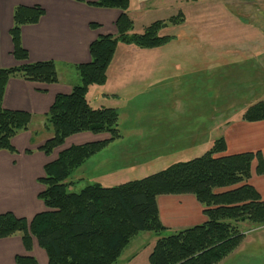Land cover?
Instances as JSON below:
<instances>
[{"label":"trees","instance_id":"16d2710c","mask_svg":"<svg viewBox=\"0 0 264 264\" xmlns=\"http://www.w3.org/2000/svg\"><path fill=\"white\" fill-rule=\"evenodd\" d=\"M83 1V0H79ZM133 0H97L88 3L102 9H119L117 35L100 36L90 46L91 62L77 65L81 85L71 94H60L46 115V128L53 137L39 150L47 156L76 134L107 133L105 141L72 146L62 151L57 160L45 166L39 179L45 189L39 198L47 211L32 221L12 213L0 215V240L22 235L27 251L33 240L45 250L48 264H118L124 250L141 233L157 236L149 264H220L242 244L245 235L240 223L264 227V200L250 184L252 165L257 161L256 174L264 175V157L260 152L226 156L223 138L214 142L201 157L180 162L150 176L115 187L92 184L79 192H70V179L88 159L119 140V112L115 108L94 109L88 98L91 86H103L119 44L140 49L161 48L175 39L160 36L168 24L184 21L180 14L166 21H157L143 33H134V20L128 11ZM45 15L40 6H18L10 30L13 56L23 65L0 69V151L15 154V136L27 131L33 116L23 111L3 108L9 80L20 77L28 82L54 84L59 81L54 61L29 63L23 47L22 28L37 24ZM98 25L92 24L95 28ZM247 122L264 121V99L251 104L243 114ZM31 153V151H27ZM195 196L204 207L207 221L199 226L164 236L166 228L159 215L157 198L162 195ZM17 264H38L31 256L17 257Z\"/></svg>","mask_w":264,"mask_h":264},{"label":"crops","instance_id":"0c3cea01","mask_svg":"<svg viewBox=\"0 0 264 264\" xmlns=\"http://www.w3.org/2000/svg\"><path fill=\"white\" fill-rule=\"evenodd\" d=\"M96 1L0 0V69L24 64L13 56L14 47L10 30L14 24L15 8L40 6L44 9L45 15L39 23L25 25L22 28L23 47L29 53V63L54 61L59 75V81L54 84L28 82L20 77L11 78L7 84L3 108L30 113L33 119L29 129L19 133L12 140L17 153L0 151V215L12 213L17 218L30 222L36 215L47 211L45 204L39 198L40 193L45 189L39 182V179L45 176V166L57 160L62 151L72 146L110 138L107 133L85 132L69 137L64 145L57 148L50 156L39 150L54 134L45 125L46 115L56 97L60 94H71L74 87L82 83L76 66L91 62L90 46L100 36L117 35L116 22L122 11L96 8L88 4ZM148 4L146 0H133L131 3L128 13L134 20V33H137L135 17L140 13L143 14ZM92 24L98 26L93 28ZM179 40V36H176L172 43L180 45ZM189 44L186 48H193L194 45ZM118 46L108 70L107 83L103 86H91L87 98L94 109L118 110L119 130L122 137L77 169L70 179L72 183L70 189L77 191L79 188L81 191L92 184L115 187L156 174L173 164L203 156L220 138L226 143V152L223 155L260 152L264 157V121L243 120V114L250 105L244 104L234 108L239 104L232 106L233 103L229 102L227 106L215 105L200 112L186 111L185 108L178 107V103H182L178 98L183 97V93L188 91L190 94L193 93L186 89L190 84L198 82L201 77L207 79L215 77L217 72L215 67L231 70L232 65L245 64L243 62L248 58L244 53L239 54L240 60L228 58L217 62H202L203 68L192 66L187 70L177 65L179 68L177 77H169L165 73V63L162 65L159 62L161 59L156 58L153 59L154 66L161 68V73L157 77L152 76L150 67L153 63L144 60L147 61L144 66L149 69H139L140 73L135 76L132 70L125 71L129 64L124 61H131V57H122L121 60L118 59V54L124 52L137 56L144 52L143 54L152 56L153 51L157 53L160 48L149 50L126 44ZM199 60L200 58L197 59V66L200 65ZM169 78H172L173 84L168 82ZM135 82L141 83L132 87ZM169 86L172 93L175 92L174 101L167 95L166 89ZM206 86L209 92L206 93L205 101L209 103L215 101L217 95L220 97L227 95L216 91L214 86L211 89L210 85ZM259 89L264 93V85L261 83L252 87L250 91L258 94ZM139 101L144 110L135 109ZM158 103L161 106L153 107ZM132 112L136 116L144 115L146 120L128 122L126 118L133 116ZM190 113H192L191 118L186 116ZM143 156V159L138 160ZM161 162L163 165L159 170L151 168ZM257 165V161L252 165V177L249 182L264 200V175L256 174ZM142 168H146L147 173L138 178L134 177V174L141 172ZM157 202L160 220L167 233L175 234L207 221L204 207L193 195H162L157 198ZM19 256H31L38 264L49 262L47 253L39 246L36 239L33 240L31 251L26 250L21 234L0 240V264H17L16 258Z\"/></svg>","mask_w":264,"mask_h":264},{"label":"rangeland","instance_id":"374dc122","mask_svg":"<svg viewBox=\"0 0 264 264\" xmlns=\"http://www.w3.org/2000/svg\"><path fill=\"white\" fill-rule=\"evenodd\" d=\"M146 2L149 3L145 8L146 10L143 11V14L140 13L139 16L135 17L136 34L143 33L154 22H169L171 18L182 14L185 19L183 22L180 21L176 25L168 24L159 32L160 36H171L175 39L176 36H179L181 44L172 43L173 39L168 43V46L160 48L157 53L153 51L152 56L143 54L144 52L137 56L120 52L118 59L131 57V61H124V63L129 64H125V66L127 65L125 71L130 69L137 76L140 73L139 69H149L144 64L150 60L153 63V66L150 67L152 76L157 77L161 73V68L154 66L155 61L153 59L156 58L161 59L159 62L162 65L165 63V73L169 77H177L179 74L177 65H181L187 70L192 66H194L193 68H203L202 62H217L221 59L228 60V58L240 60L239 54L244 53L245 57L248 58L247 61L243 62L245 64L232 65L231 70L215 67L217 70L215 77L208 79L201 77L198 82L190 84L186 89L194 94H190L189 91L183 93L184 96L178 98L182 100V103H178V107L185 108L186 111L200 112L215 105L216 107L227 106L229 102L233 103L232 106L239 104L234 107L239 108L244 104L251 105L264 99L263 91L260 92L261 89L258 90V94H253L250 91L252 87L258 86L260 83L264 85V1L146 0ZM188 42L192 46L194 45L193 48H186ZM198 58H200V65L197 66ZM144 60L147 61L144 62ZM169 79L168 82L173 84L172 78ZM140 83L135 82L132 87L138 86ZM207 84L210 85V89L214 86L216 91L227 94L226 97L217 95L215 101L210 103L205 101L206 93L209 92ZM166 90L170 100H176L175 92L172 93L171 86ZM137 103L135 109L144 110V107H141V102ZM159 106H161L160 103L153 105V107ZM132 113L133 116L126 118L128 122H144L146 120L144 115L136 116L134 112ZM186 116L191 118L192 113ZM143 158L144 156L138 160ZM162 165L161 162L154 164L151 168L159 170ZM146 170V168H142L141 172L134 174V177L138 178L142 174H146ZM69 191L79 192L80 189L78 188L77 191L69 189ZM239 225L245 239L236 250L237 252L235 251L220 264H264V228H255V225L248 222ZM168 235L171 234L167 232L164 234V236ZM156 240L157 236L154 233L139 234L126 248L118 264H149V258Z\"/></svg>","mask_w":264,"mask_h":264}]
</instances>
